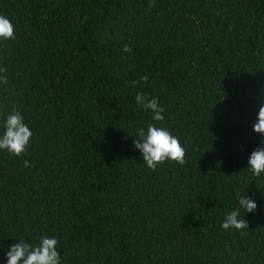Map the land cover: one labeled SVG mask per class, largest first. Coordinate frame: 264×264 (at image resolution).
Listing matches in <instances>:
<instances>
[{
  "label": "trees",
  "instance_id": "obj_1",
  "mask_svg": "<svg viewBox=\"0 0 264 264\" xmlns=\"http://www.w3.org/2000/svg\"><path fill=\"white\" fill-rule=\"evenodd\" d=\"M0 15L15 26L0 122L16 107L34 132L22 156L0 152V264L41 235L62 264H264V176L247 169L264 145V0H0ZM140 92L183 164L153 171L134 150L153 122ZM236 194L258 208L226 232Z\"/></svg>",
  "mask_w": 264,
  "mask_h": 264
},
{
  "label": "clouds",
  "instance_id": "obj_2",
  "mask_svg": "<svg viewBox=\"0 0 264 264\" xmlns=\"http://www.w3.org/2000/svg\"><path fill=\"white\" fill-rule=\"evenodd\" d=\"M15 39V26L6 15H0V41ZM124 52H130L127 45ZM148 75L140 80L147 82ZM139 83V82H137ZM8 85V77L0 71V86ZM135 101L145 111L152 114V123L136 128L134 150L141 154L143 164L148 169L155 171L157 167L168 161L183 164L186 148L180 138L174 135L162 123L165 120V109L161 106L158 97H148L143 92L135 96ZM252 131L259 136H264V105L256 113V120L252 124ZM34 132L25 122L21 111L12 107L5 111L0 122V152L13 156H22L27 152L32 143ZM29 167L28 160L24 162ZM247 169L254 177L264 176V145H259L253 150L247 161ZM258 204L251 195L236 194L235 206L224 212L220 227L226 232L242 231L246 226L245 214L253 213ZM15 243L8 245L4 251V264H62L61 253L58 248L59 240L55 236L41 235L36 242L26 239H15ZM3 248V245H0Z\"/></svg>",
  "mask_w": 264,
  "mask_h": 264
}]
</instances>
